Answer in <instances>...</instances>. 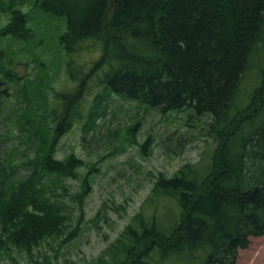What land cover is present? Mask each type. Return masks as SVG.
<instances>
[{
  "label": "trees",
  "instance_id": "1",
  "mask_svg": "<svg viewBox=\"0 0 264 264\" xmlns=\"http://www.w3.org/2000/svg\"><path fill=\"white\" fill-rule=\"evenodd\" d=\"M34 6L64 19L57 44L75 88L60 94L51 122L40 125V110L27 118L46 145L31 174L5 185L6 171L0 173V241L30 250L36 242L29 234L36 239L49 227L40 224L52 203L40 182L47 173L73 176L80 165L73 154L55 158V145L80 119L93 81L161 111L190 107L211 116L209 131L223 138L217 154L206 167L183 165L160 183L177 194L182 209L178 220L149 223L146 231L157 239L150 248L157 263L235 264L238 249L264 235V0H35ZM25 16L10 8L0 26V85L18 77L7 48L35 39ZM95 51V59L81 58ZM249 72L258 84L241 106ZM20 231L28 236L24 243Z\"/></svg>",
  "mask_w": 264,
  "mask_h": 264
},
{
  "label": "rangeland",
  "instance_id": "2",
  "mask_svg": "<svg viewBox=\"0 0 264 264\" xmlns=\"http://www.w3.org/2000/svg\"><path fill=\"white\" fill-rule=\"evenodd\" d=\"M34 2L0 0V26L9 20L10 8H19L35 35L33 41L7 48L10 70L18 77L0 85V173L6 171L5 185L26 179L46 147L27 118L40 110V125L51 122L60 94L75 88L57 44L64 19L45 15ZM97 56L95 51L81 58ZM242 82L241 106L258 78L249 72ZM80 112L54 152L58 159L68 154L80 159L75 174L62 178L47 173L40 182L42 194L52 201L40 224L49 227L37 233L39 239L29 234L36 242L30 250L9 238L0 241V264H197V258L157 263L150 249L157 239L146 227L179 219L177 194L160 183L183 165L202 168L212 162L223 138L209 131L211 116L194 114L190 107L161 111L93 81ZM18 235L20 243L28 238L22 231ZM249 241L238 249L235 264H264V235Z\"/></svg>",
  "mask_w": 264,
  "mask_h": 264
}]
</instances>
